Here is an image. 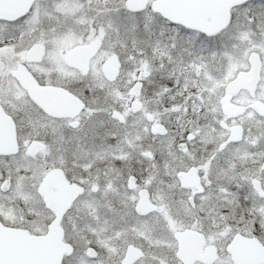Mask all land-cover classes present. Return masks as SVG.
<instances>
[{
    "label": "snow or ice",
    "instance_id": "6c2138e0",
    "mask_svg": "<svg viewBox=\"0 0 264 264\" xmlns=\"http://www.w3.org/2000/svg\"><path fill=\"white\" fill-rule=\"evenodd\" d=\"M192 5L219 12L176 18ZM6 216L61 237L52 264H233L234 239L264 244V0L0 14ZM196 233L216 258L184 251Z\"/></svg>",
    "mask_w": 264,
    "mask_h": 264
},
{
    "label": "flooded vegetation",
    "instance_id": "af4514ba",
    "mask_svg": "<svg viewBox=\"0 0 264 264\" xmlns=\"http://www.w3.org/2000/svg\"><path fill=\"white\" fill-rule=\"evenodd\" d=\"M168 0H162V4H167ZM189 7V6H188ZM219 10L208 9L204 11H197L195 8L190 6V9L186 11H175V15L184 14L191 16H210L218 14ZM175 127V124L172 125ZM2 226L15 230H24L28 236L46 237L47 235L34 234L28 230L27 220L21 216H6L4 222H0ZM25 225L20 227L19 225ZM7 235H3L6 237ZM182 247L184 251L193 258V260L210 261L216 258L217 249L214 244H206L205 238L199 233L190 234L182 240ZM17 243L5 244L7 252H12V255L16 252ZM37 246V245H36ZM232 253L231 260L233 264H254L258 259L264 261V244L260 243L255 238H249L247 236H241L233 240L230 249ZM8 252V253H9ZM35 255L32 260L33 264H50L45 256L38 257V250L34 251ZM5 264H16V260L12 258H6L3 260ZM19 264V262H18ZM259 264V263H258Z\"/></svg>",
    "mask_w": 264,
    "mask_h": 264
},
{
    "label": "water",
    "instance_id": "95a60500",
    "mask_svg": "<svg viewBox=\"0 0 264 264\" xmlns=\"http://www.w3.org/2000/svg\"><path fill=\"white\" fill-rule=\"evenodd\" d=\"M162 3V0H161ZM197 11H204L208 9H214L211 7H202L197 5H192ZM190 9L189 7H185L179 9L177 11H186ZM218 10V9H214ZM17 11V0H2L0 2V14L4 15H13ZM184 17H201V16H191L184 14H177L176 18H184ZM3 235H7L3 237ZM61 241V237H36V236H28L27 232L24 230H15L11 228H6L0 223V260H5L6 258H12V260H16V264H33L32 260L34 258V251L38 250V257L45 256L49 263L56 261L58 258V254L60 251L59 244ZM17 243L15 254L12 255V252H7V248L4 247L5 244H13ZM37 245V246H36ZM260 259L256 261L255 264H258Z\"/></svg>",
    "mask_w": 264,
    "mask_h": 264
}]
</instances>
